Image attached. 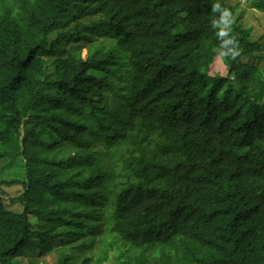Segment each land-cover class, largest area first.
Returning <instances> with one entry per match:
<instances>
[{"label": "trees", "instance_id": "1", "mask_svg": "<svg viewBox=\"0 0 264 264\" xmlns=\"http://www.w3.org/2000/svg\"><path fill=\"white\" fill-rule=\"evenodd\" d=\"M238 9L0 0V264H264V35Z\"/></svg>", "mask_w": 264, "mask_h": 264}, {"label": "rangeland", "instance_id": "2", "mask_svg": "<svg viewBox=\"0 0 264 264\" xmlns=\"http://www.w3.org/2000/svg\"><path fill=\"white\" fill-rule=\"evenodd\" d=\"M231 2L239 6L237 14L232 19V22H237L240 24L246 23V25L249 24V26L253 25L257 31V34H256L257 38L264 35V12L252 7L251 5L252 0H231ZM86 54H87V50L86 48H84L83 56L85 57ZM227 73H228L227 67L221 55L218 54L215 57L213 64L211 65L210 74L225 76L227 75ZM8 191L14 192L11 188H8ZM30 219L34 226V229H38L41 224V221L35 218L33 215L30 216ZM33 246L35 247L36 251H39L37 248L47 249L49 247L47 244L46 245L43 243L39 244L37 242H34ZM39 253L40 252H36L35 257L43 258L42 261L47 260L49 262H55L57 260L56 255L45 254L42 256ZM27 255L31 256V251H29Z\"/></svg>", "mask_w": 264, "mask_h": 264}]
</instances>
